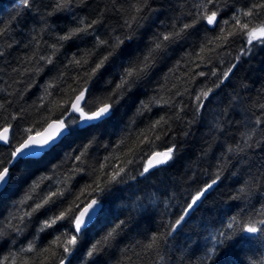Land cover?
Instances as JSON below:
<instances>
[{
    "label": "snow or ice",
    "instance_id": "obj_1",
    "mask_svg": "<svg viewBox=\"0 0 264 264\" xmlns=\"http://www.w3.org/2000/svg\"><path fill=\"white\" fill-rule=\"evenodd\" d=\"M154 2L111 0L110 7L90 18L78 14L88 0H47L43 5L19 0L16 15L0 22V37L10 33L22 15L39 17L41 25L29 29V43L36 50L12 72L39 76L62 64L58 74L45 81L39 103L30 106L38 119L24 123L27 109L9 114L12 101L0 99V197L7 199L12 186L18 188L35 176L21 196L0 203V246H12L7 254L0 253V264H73L74 260L102 264L117 238L131 230V213L151 218L149 206L159 212L157 230L121 249L117 264H191L193 258L195 264H219L221 249L264 242V86L254 100L248 98L250 103L237 92L226 109L210 107L242 61L264 50V0H176L179 15L159 26L151 19L153 14L159 19ZM108 12L119 16L118 27L106 23ZM49 18L67 25L55 31ZM37 31L49 35L55 31L52 42L37 36ZM183 45L187 48L180 59L164 77L155 79L158 63ZM41 48L50 51L43 54ZM226 58H230L227 63ZM176 71L180 74L174 75ZM157 109L162 114L155 119L149 116L147 125L139 128L141 118ZM230 113L242 118H229ZM196 124H206V135L211 137L203 155L208 156L214 146L219 149L210 182L182 203L174 202L175 193L159 189L143 197L135 195L132 190L139 191L141 182L172 167ZM232 125L238 126L236 131H231ZM97 131L109 139L102 142L92 134ZM101 149L106 153L102 158ZM22 165L23 180H18ZM233 168L236 171H230ZM229 171L233 177L242 173L246 178L235 181L239 186L221 202L223 209L215 219L202 221V242L198 238L188 252L178 248L177 236ZM85 176L88 181L77 188V178ZM124 192L130 199L135 197L130 205H123L129 215L113 217L111 205ZM177 203L180 213L173 219L170 210ZM30 226L35 227L36 238L15 248ZM52 233L59 234L38 247L39 234ZM201 249L203 254L197 256ZM176 251L181 252L179 257L174 256ZM248 264H264V255L248 258Z\"/></svg>",
    "mask_w": 264,
    "mask_h": 264
},
{
    "label": "trees",
    "instance_id": "obj_2",
    "mask_svg": "<svg viewBox=\"0 0 264 264\" xmlns=\"http://www.w3.org/2000/svg\"><path fill=\"white\" fill-rule=\"evenodd\" d=\"M37 3L43 5L47 3V0H37ZM106 5L110 7L111 0H88L87 5L78 10V14L95 18L98 11L105 8ZM18 6L19 0H0V22L7 21L10 17L15 16L19 10ZM153 6L160 9V12L158 13L159 19L156 18L157 14H153L151 16L152 20H156V25L158 26L169 24L172 18L179 15L180 12V10L176 8V0H155ZM44 10L45 9L41 7V11ZM38 20L39 17H36L35 20H33L31 16L22 15L17 21L13 22L11 26L12 31L0 37V50H3L4 52V55L0 57V87L5 88V92L0 93V99L12 101L11 106L8 107L9 114L12 111H18L21 108L27 109L25 113L26 120L24 123L39 118L35 108L30 106H32L34 102L39 103L38 97L43 94L45 81L57 75L60 68H62L61 64L57 69L51 72L46 70V74H41L39 76H34L33 74L20 76L18 73L12 72L13 68H22L23 66L20 64V61L24 57L31 56L33 51L36 50L35 44L29 43L31 40L29 29L35 24V27L38 30L41 27ZM48 23L53 25L55 31H58L60 28L67 25V21L61 20L54 22L53 18H49ZM106 23L111 27H118L121 21L117 14L108 12L106 14ZM55 31H51V35L40 33L39 31H37L36 34L37 36H43L44 40L51 43V36L55 35ZM150 34L151 33L148 35ZM146 40L147 36H145V41ZM9 44H12L13 46L10 48L8 47ZM85 47H87V45H81V49ZM141 47H143V45H141ZM238 47L239 44L237 43L234 46V49H238ZM186 48L187 45L176 46L174 51H170L168 53V57L158 63L155 79L160 80L164 77L176 61L180 59ZM39 51L43 54H47L50 50L47 48H41ZM132 54L134 55L135 53ZM233 55H235V51H233ZM63 59V56H61L60 60L63 61ZM229 59L230 58H226L225 62L227 63ZM217 66H219L218 62ZM179 74V71L174 73V75ZM172 76L173 74L169 73V78H172ZM33 80H35V83H32ZM29 84H32L31 88L28 87ZM9 85H11V87H9ZM242 85H247L248 87L244 88ZM101 86H103V82H101ZM262 86H264V50H257V53L253 57L242 61L236 69L231 82L227 87L223 88L219 98L213 101V104L210 105V107L213 110L217 108L226 109L230 96L237 92L245 98L246 102L250 103L251 100L248 98L250 97L254 100L258 89ZM9 92L12 93L11 96L8 95ZM141 98L143 99L145 97ZM132 111H135L134 106ZM131 114L132 112L130 111L129 115ZM161 114L162 112L159 109L155 110L152 114H146V116L142 117L141 121L138 122V127L144 128L148 123L149 116L152 119H155ZM214 114V111L209 112L205 117V121H210ZM190 118L191 113L189 112L187 119ZM229 118L239 120L242 116H236L230 113ZM237 127V125H232L231 131H236ZM207 131L208 129L206 124L205 126H201L200 124L194 125L192 128V135L187 138L186 142L181 144L182 150L172 167L167 169L164 173H157V175L152 177L147 183L141 182L139 185V191H136L135 189L132 190L135 192V195L143 197L145 192L151 193L159 189L162 193H175L176 201L174 202L182 203L184 200H190L191 194H194L196 189L202 187L205 181L210 182L211 174L215 172V166L217 163L216 157L219 156V149L215 146L208 156L203 155L204 150L208 147V143L211 141V137L206 135ZM176 132L178 133L179 141L180 126L178 124L176 125ZM92 134L100 138L102 142L109 139L108 136L102 135L99 131ZM92 134L86 133L85 135L88 136ZM111 139L115 141L117 136H112ZM69 144H71V142H69ZM105 154L104 150L101 149L99 152L100 157L102 158ZM23 170L24 166L22 165L20 171L17 173L18 180H23ZM205 170H207L208 175L205 174ZM230 171H236V169L233 168L230 169ZM230 171L225 173L220 185L205 200L204 205L194 213L190 222L184 227V231L177 236L174 243L178 248H183L185 252H188L193 248L198 238H201L202 242L203 234L200 228L202 221L215 219L217 212L223 209V204L221 202L226 199L228 193L234 191L235 188L239 186L235 183V181L240 179L242 183L243 179L246 178L242 175V173L238 174L237 177H233L230 175ZM39 174V172L36 173L37 176ZM33 179H35V176L20 184L18 188L16 186H12L7 193V199L0 197V203L6 204L12 199H17L23 194L24 190L28 188ZM77 179L79 180V183L76 185L78 188L86 183L89 178L85 176L83 179H80L79 177ZM185 193H188V195H185ZM132 199H135V197L133 196L130 199L128 192H124L121 198L116 199L110 209L113 217L118 216L121 219L127 217L129 215V209L124 208L123 205H130ZM161 199H163V196H161ZM159 209H163V204L159 205ZM170 211L172 213V218L174 219L180 213V204L177 203V206L172 208ZM147 213L151 214V218L146 217L144 219H140L141 215L144 213H131L133 216L131 230L117 238L115 247L110 249L109 252L105 254L102 264H117V261L121 258V249L130 245L134 242V240L143 239L152 231L157 230V224L160 218L159 212L149 206ZM113 217L109 218L112 219ZM165 219H168V217H165ZM56 234L59 233L39 234L41 238L37 239L38 247L42 248L48 245L49 241H51ZM36 235L35 227L30 226L29 229H27L25 233L18 238L20 242L15 245V248H19L23 244H26L28 240L36 238ZM9 247L12 246H0V253L7 254ZM202 254V249L197 252V256ZM180 255V251H176L174 253V256L176 257H179ZM261 255H264V242L250 241L235 243L230 250L221 249L220 254L217 256V260L219 264H248V258L259 259ZM73 264H79V261L74 260ZM185 264H188V261H185ZM191 264H195V258H193Z\"/></svg>",
    "mask_w": 264,
    "mask_h": 264
}]
</instances>
